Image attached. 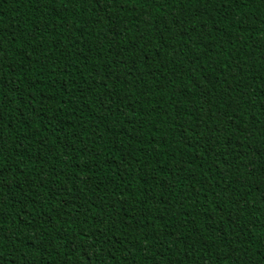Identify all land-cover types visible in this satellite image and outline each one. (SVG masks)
<instances>
[{"label": "trees", "instance_id": "16d2710c", "mask_svg": "<svg viewBox=\"0 0 264 264\" xmlns=\"http://www.w3.org/2000/svg\"><path fill=\"white\" fill-rule=\"evenodd\" d=\"M0 264H264V0H0Z\"/></svg>", "mask_w": 264, "mask_h": 264}]
</instances>
